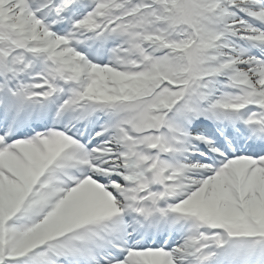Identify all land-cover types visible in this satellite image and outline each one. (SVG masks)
Returning a JSON list of instances; mask_svg holds the SVG:
<instances>
[{"label":"snow or ice","instance_id":"snow-or-ice-1","mask_svg":"<svg viewBox=\"0 0 264 264\" xmlns=\"http://www.w3.org/2000/svg\"><path fill=\"white\" fill-rule=\"evenodd\" d=\"M0 264H264V0H0Z\"/></svg>","mask_w":264,"mask_h":264}]
</instances>
